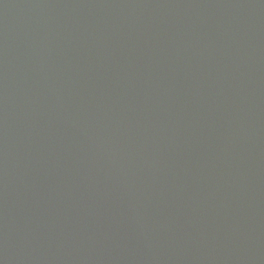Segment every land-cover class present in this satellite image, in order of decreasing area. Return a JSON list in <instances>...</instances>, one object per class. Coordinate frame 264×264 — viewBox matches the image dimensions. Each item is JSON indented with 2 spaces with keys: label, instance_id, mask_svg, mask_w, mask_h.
<instances>
[{
  "label": "water",
  "instance_id": "1",
  "mask_svg": "<svg viewBox=\"0 0 264 264\" xmlns=\"http://www.w3.org/2000/svg\"><path fill=\"white\" fill-rule=\"evenodd\" d=\"M0 264H264V0H0Z\"/></svg>",
  "mask_w": 264,
  "mask_h": 264
}]
</instances>
